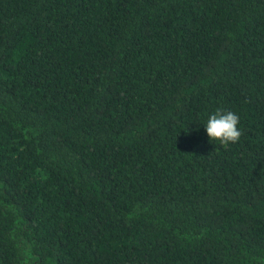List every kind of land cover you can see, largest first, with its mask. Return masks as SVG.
<instances>
[{
  "label": "trees",
  "instance_id": "obj_1",
  "mask_svg": "<svg viewBox=\"0 0 264 264\" xmlns=\"http://www.w3.org/2000/svg\"><path fill=\"white\" fill-rule=\"evenodd\" d=\"M0 264H264V0H0Z\"/></svg>",
  "mask_w": 264,
  "mask_h": 264
},
{
  "label": "clouds",
  "instance_id": "obj_2",
  "mask_svg": "<svg viewBox=\"0 0 264 264\" xmlns=\"http://www.w3.org/2000/svg\"><path fill=\"white\" fill-rule=\"evenodd\" d=\"M239 123L240 117L235 112L217 109L207 118L204 129L210 141H219L227 147L239 141L242 135Z\"/></svg>",
  "mask_w": 264,
  "mask_h": 264
}]
</instances>
